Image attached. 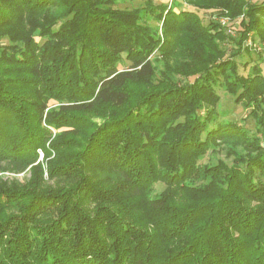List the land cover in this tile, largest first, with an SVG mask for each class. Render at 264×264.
Returning <instances> with one entry per match:
<instances>
[{
    "label": "trees",
    "instance_id": "obj_1",
    "mask_svg": "<svg viewBox=\"0 0 264 264\" xmlns=\"http://www.w3.org/2000/svg\"><path fill=\"white\" fill-rule=\"evenodd\" d=\"M248 40L264 61V0H0V173H30L0 178V264H264V75L239 74ZM218 87L254 135L219 120ZM225 140L245 155L202 164Z\"/></svg>",
    "mask_w": 264,
    "mask_h": 264
},
{
    "label": "rangeland",
    "instance_id": "obj_2",
    "mask_svg": "<svg viewBox=\"0 0 264 264\" xmlns=\"http://www.w3.org/2000/svg\"><path fill=\"white\" fill-rule=\"evenodd\" d=\"M155 3H165L169 4L171 0H153ZM257 1V0H252ZM115 3L116 8L120 10H133L139 8L143 5L144 0H113ZM200 17L202 20L210 19V14L208 12L202 13L200 12ZM221 26L225 28L227 34L237 38L236 30L238 29L237 24H231V22L226 18H221L219 20ZM152 26V25H151ZM42 45L44 40L39 41ZM245 45L249 46L253 51L250 55L243 54L241 57L236 59L238 63V71L241 75L247 74V68L243 67V64L246 63L248 66H253L257 64L264 75V61H260L258 57L259 48L253 43L248 40ZM227 49L229 50L228 53H231L232 50L227 45ZM231 47V45H230ZM232 48V47H231ZM255 50V51H254ZM126 66V65H125ZM153 66H155L157 73L162 71L164 67V62L162 57H156L153 60ZM124 67V66H120ZM178 80V78H177ZM181 80L180 83H185L186 80ZM217 93L220 97V102L217 105V112L219 114V120L221 121H228V122H245V127L249 131L250 134H255V122L254 120L249 117V111L244 107L243 104H238L235 102V98L231 96L223 87L217 88ZM40 160L42 159V154H40ZM245 155L244 150L240 145H236L228 140L225 141H217L215 145H212L211 148L207 151L206 156L201 160L202 164H207L208 166H214L218 163H224L228 166H233L238 159ZM30 173L29 171H25L19 174H12L3 172L0 173V178L4 181H14L20 184H24L27 179H29ZM162 185L155 186V194H159L162 190Z\"/></svg>",
    "mask_w": 264,
    "mask_h": 264
}]
</instances>
